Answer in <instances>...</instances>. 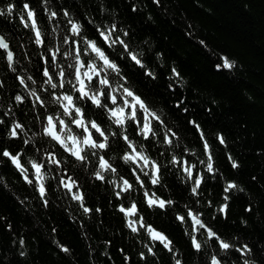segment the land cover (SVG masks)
Here are the masks:
<instances>
[{
	"label": "trees",
	"instance_id": "obj_1",
	"mask_svg": "<svg viewBox=\"0 0 264 264\" xmlns=\"http://www.w3.org/2000/svg\"><path fill=\"white\" fill-rule=\"evenodd\" d=\"M9 3L14 5L11 15L7 13ZM26 3L43 33L40 45L35 44V33L21 23L22 13L24 21L30 23L23 7ZM0 10L5 12L0 16V36L9 44L16 68L15 72L8 68L6 53L0 49V151L19 153L34 181L28 156L42 161L46 147L62 161L51 167L42 199L35 184H27L11 161L0 156V264H175L177 259L181 264H210L213 255L221 264H243L245 259L264 264V0H0ZM49 12L57 15L50 18ZM70 21L81 26L80 34L71 32ZM109 25H115V30ZM105 28L133 52L144 53L142 59L155 79L122 58L123 46L114 49L103 40L99 30ZM87 40L97 42L121 68V87H128L146 107L162 114V121L149 117L156 137L143 139L136 134L143 123V110H139L140 119L126 125V135L143 143L151 162L158 165L160 184L153 185L150 175H144L137 165L122 162L120 156L130 151L122 138L110 137L109 147L95 157V150L85 147L86 162L75 161L48 139H32V133L40 131V122L46 123V115L62 112L58 104L49 101L66 93L74 100L77 96L73 83L58 89L44 84V69L50 67V75L56 74L54 83L65 78L74 82L71 65L76 62L69 54L75 56L83 49L81 62L89 63ZM157 52L162 54L159 58ZM52 53L59 70L49 64ZM225 59L231 68L223 67ZM173 68L179 75L172 74ZM58 71L66 75L59 77ZM84 71L89 69L85 66ZM97 72L94 87L108 78L107 69L99 67ZM25 73L33 77L35 85L26 80ZM17 77L25 83L20 84ZM81 78L87 91L90 82ZM33 87L36 96L30 94ZM110 87L111 82L104 89ZM16 95L25 99L17 102ZM121 99L130 98L125 94ZM75 101L86 120L95 119L107 130L110 122L104 110L95 109L89 100ZM103 102L111 107L109 100ZM64 119L73 133L81 136L82 130ZM17 123L24 131L11 138L8 131ZM164 126L171 129L172 145L163 144ZM111 127L119 133L116 126ZM219 136L225 139L224 144L219 143ZM172 154L178 158L175 165L171 164ZM100 155L118 175L106 172L104 180L96 179L93 173ZM208 155L213 157V173L207 172ZM229 157L238 168L231 167ZM189 166L194 177H202L195 195L191 192L193 179L184 171ZM48 169L46 164L43 170ZM146 170L150 173V165ZM69 177L75 181L72 192L60 184L62 178L67 182ZM125 179L133 188L122 192ZM229 182L237 188L226 193ZM77 192L84 196L82 202L72 199ZM145 192L173 203L150 208ZM81 203L91 211L84 213ZM132 203L137 204V215L125 217L119 209ZM223 204L229 208L220 214L217 209ZM188 211L205 227L194 226L187 218ZM177 215L186 219L178 221ZM139 217L172 242L171 252L152 240L146 228L137 224L139 230L133 233L127 227L129 219ZM208 229L232 248L221 250L218 241L207 236ZM193 236L201 244L200 250L192 247ZM243 245L251 251L235 250Z\"/></svg>",
	"mask_w": 264,
	"mask_h": 264
},
{
	"label": "clouds",
	"instance_id": "obj_2",
	"mask_svg": "<svg viewBox=\"0 0 264 264\" xmlns=\"http://www.w3.org/2000/svg\"><path fill=\"white\" fill-rule=\"evenodd\" d=\"M24 9L27 10L26 7H24ZM52 13L53 12H49L50 18L52 17ZM26 14H27V11H26ZM9 15H11V13H9ZM21 16H22L21 23L24 24V27L30 28L35 33L38 30L37 24L33 25L31 23V18L28 19V21L30 23L25 22L23 19V13L21 14ZM113 26H115V25H109L107 27L113 28ZM39 32H40V36H42L43 33L41 31H39ZM99 32H100V34L107 36V40L105 42L110 43V47H113L115 49V47L118 45L123 46L122 58H127L128 60L131 61V63L135 67L143 69L146 76L151 77L152 79H155L154 73L149 70L148 65L146 63H144V61L142 59V57L144 56L143 52H133V50L130 48V46L125 44V42L123 40H121L118 36L114 38L113 32L107 31V28H105L103 30H99ZM124 35L127 36L126 32L124 33ZM0 40H4V42H6L5 38L3 36H0ZM66 42L67 41H65V43ZM93 42H95V41H93ZM35 44L40 45V40L37 39L36 37H35ZM8 49H9V47L3 49L6 53L7 65L9 66V69H11L13 72H15L16 68L14 66L13 52H12V58L9 59L8 53L11 51H9ZM87 49H89V48H87ZM88 54H89V57L91 58L89 64L90 65L96 64V69L92 73L93 75H95V73L97 72V68H99V67H102V68L108 70V78L104 79V80H107V84L99 83L98 87H94L92 84L89 83L87 86V91H86L88 98H86L84 95H82L80 97L81 101H88L90 98L92 106H94L95 109L104 110L106 118L110 122V126L107 128V130L105 132H103L101 134L102 139L100 141H98L97 143L98 144L99 143H106L109 145L110 137H119L122 139L124 137H127V139H123V141L127 145V149H130V151L125 150L123 152V154L120 156V159L122 160V162L125 165H128L130 167L132 165H137L140 168V170L144 172V175H146V176L150 175V179H151V181H155V185L160 184L161 183V177L160 176L157 177L155 170L153 168L154 163L151 162L150 157L146 154V149H145L144 144L139 143L133 139H130V137L128 135H126V131H127L126 125L128 124V122H136L138 119H140L139 110H143V112L145 114L143 116V123L137 127L136 134L139 137H142L143 139H148L150 135H151V137H156V136H158V133L154 129V127L150 126L151 121L149 120V117H151L155 121H162V114L158 113L154 110H150L148 107L145 106V104H144V107L141 108V105L139 103H137L133 98L134 97L133 91L129 90L128 87H121L122 81L119 79L121 68L118 66V64L115 61H111L108 58L110 60V64L106 65L104 63V61L101 58H99V56L95 52H93L91 49H89ZM93 54H94V56H93ZM161 55L162 54L159 52L156 53L157 58H159ZM133 57H135V59H133ZM69 58L74 59L76 62L74 65H71V67H73L74 69L79 67V61L81 60V57H78L77 55L72 56L71 54H69ZM111 65H115V67H112ZM52 67L55 69H58V70L60 69V65L56 61L55 57L53 58ZM83 72H84V69L81 68V73L83 74ZM59 73H60V71H58V75H59ZM172 74L173 75H179L176 72L175 68L172 69ZM25 76H26L27 81H31L33 85L36 84V81L33 80V77L31 75H27V73H25ZM23 80L25 83V79H23ZM110 82H111V87L108 90V97L107 98L111 102V107H109L107 104H105L103 102L105 97L102 95L104 87L108 86L110 84ZM62 83H65V84L66 83H73V92H75V89L80 87V82L76 77H75L74 82L68 81L65 78L62 81ZM44 84L50 86L51 89H54V87H53L54 82L52 80L47 78V79H45ZM41 87H43V85H41ZM118 89H119V91H118ZM29 91H30V94L32 96H36L37 89L35 87L31 88ZM128 92H131L132 95H128ZM125 94H126L127 98H130V99H121L125 96ZM66 95H72V94L66 93ZM19 97H20V95H16L15 100L17 102L20 101ZM135 97H137V96H135ZM49 103L59 105L61 103V101L54 98L51 101H49ZM76 104H77V102L75 100H73L72 103H69L67 98H66L65 101L63 102L64 106L62 107V112L55 113L52 115H46V117L44 118L46 120V123L44 121L40 122L41 123L40 131L39 132H33L32 133V139H36L37 137H42V138L48 139L50 142H55L56 144H58L60 146V148H62L64 150L65 153H69V154L70 153H80L83 150H85V144L86 143L87 144L92 143V140L89 139V137L87 135V131H85L83 135L77 136L76 134L73 133L72 128L69 126L68 123H66L64 118H68L70 120V122L78 121L79 122L78 126L73 124V123H71V124L75 125L77 129H81V130H83L85 128L86 124L90 128L92 127L93 123H95L98 128H102L103 126L101 124H99L95 119H87L86 120L85 117L81 118L80 113L76 112L75 109L79 108L80 112H83V109L79 106H76ZM126 107L128 109L127 111H126ZM49 116H51L53 118V121L59 126V130H56V131L53 130L52 123H49L47 120V117H49ZM112 125L116 126V128L119 129L118 134L111 127ZM21 131L22 132L24 131L23 127L21 128ZM162 131L164 134L163 144L172 145L173 141L169 138V133L171 132V129H167L166 126H164L162 128ZM24 134H25V136L28 135L27 132H25ZM8 135L11 136V133H8ZM105 137H107L106 140H105ZM24 143L28 144L29 140H25ZM89 149L95 150L93 152L94 157L98 155L99 150H103V149H100L99 147H94V148H89ZM38 151H40V150H38ZM42 151L45 154V159L42 161H38L33 156L27 157V163L31 167L34 163L41 164V165L46 163L49 166L48 171H44L43 168H41L39 172H36V170L33 169V174L35 173V177H37L35 179V183H30L25 179V177H29L28 168H26L24 165H22V167L20 169H17L27 184H29V185L35 184V187H36L38 192H39L40 184L43 183L45 185L44 182L47 181L49 176L51 175V167L52 166H59L62 162L61 159L57 158V155L50 153L48 151V148L45 147L44 149H42ZM205 152H207V150H205ZM48 157H51V158L46 159ZM71 157H74L75 161H77V162H82V161L78 160L76 158V156H71ZM101 157H103V156L102 155L98 156V165L99 166H98V168L95 169L93 175L95 177H97V175L105 177L106 172L117 173V171L112 170L114 168L112 166V164H110V166L106 168L101 161ZM112 159L115 160L116 157L113 156ZM87 160H88V156L86 154L85 160L83 162H86ZM177 160H178L177 156L175 154H172L171 164L175 165L177 163ZM202 163H203V161H202ZM149 165H150V173H149V171L146 170L149 167ZM117 175H118V173H117ZM0 182H3L2 177H0ZM74 183H75V181H74ZM5 186L7 187V185H5ZM122 187L123 188L129 187L127 184L124 183V180L122 181ZM77 195H79L78 192H77ZM41 198L43 199L44 197H41ZM156 199L159 200L158 197ZM168 201H172V200H168ZM77 202H79V201H77ZM171 204L172 203H169L168 205H171ZM221 250H223V249H221ZM23 255H24V253L22 252L21 256H23ZM248 264H254V262H250L248 260Z\"/></svg>",
	"mask_w": 264,
	"mask_h": 264
},
{
	"label": "snow or ice",
	"instance_id": "obj_3",
	"mask_svg": "<svg viewBox=\"0 0 264 264\" xmlns=\"http://www.w3.org/2000/svg\"><path fill=\"white\" fill-rule=\"evenodd\" d=\"M23 7H26L27 9V20L29 18H31V23L33 25H36L37 22H36V19H35V13L30 9L29 5L26 3L24 4ZM13 8H14V5L9 3L7 5V13H12L13 12ZM5 12L3 10H0V16L4 15ZM57 13L56 12H53L52 13V16H56ZM64 15H68V13H64ZM70 25H71V32L73 34H80V25L79 24H76V23H72L71 21L69 22ZM115 27L116 26H113V30H115ZM128 35V33H126ZM100 36L103 38L104 41L107 40V36H104L103 34H100ZM35 37L37 39L40 40V44H42L44 41L41 39V36H40V32L39 30H37L35 32ZM9 47V44L4 42V40H0V49H5V48H8ZM85 47L86 48H89L91 49L93 52H95L99 58H101L104 63L106 65L110 64V60L108 59V56L105 54V52L97 46V42H93L92 40H87L86 44H85ZM81 55H83V49H80V50H77V56L78 57H81ZM8 57L9 59L12 58V52H9L8 53ZM55 57V53H52L51 56H50V60H49V64L51 65V63H53V58ZM133 59H135V57H133ZM8 66V65H7ZM85 66L89 69V71H84L83 74L81 73V68H85ZM112 67H115V65H111ZM223 67L225 68H231L232 67V64L228 62L227 59L224 60V63H223ZM9 68V66H8ZM96 69V66L94 64L90 65L88 63L87 60L81 62V60L79 61V67H77L75 69V77L79 80L80 82V87L75 89V92L77 93V96L75 97V100H79L80 97L82 95H84L86 98L87 97V92H86V85H85V82L84 80L81 78L82 76L83 77H87L88 81L90 82V84L92 85H95L97 83V81L95 79H93V76H98L99 73L96 72L95 75H93L92 73L94 72V70ZM50 71H51V68H45L44 71H43V76L50 79V80H55L56 79V74H53V75H50ZM66 75V73L64 71H60L59 73V77H64ZM17 79H19V82L20 84H24V80L22 78H19L17 77ZM99 83H102V84H107V80H104V79H101L99 81ZM66 85L65 83H54L53 87L54 89H58V88H64ZM73 91V89H72ZM127 91V90H126ZM102 95L105 97V101L108 100V90L105 88ZM128 95H132L131 92H128ZM16 98V96H15ZM67 98L68 102L69 103H72V101L74 100V97L72 95H66V94H63V95H59V96H56V99L61 101V103L59 104V106L62 108L64 105H63V102L65 101V99ZM134 100L139 103L141 105V108L144 107V102L139 98V97H133ZM20 101L22 99H25L23 97H19ZM40 97H37V100H39ZM89 101L91 102V99L89 98ZM106 104V103H105ZM75 107V106H74ZM76 112H79L80 113V116L81 118H83L85 116V112H80V109L79 108H76L75 109ZM47 120L49 123H52V126H53V130L56 131L57 130V127L58 125L53 121V118L51 116L47 117ZM2 123V122H0ZM71 123L75 124L78 126L79 122L78 121H72ZM23 126L19 123L15 124L9 131L8 133H11V138H15L19 135V133L21 132V128ZM91 129V130H90ZM88 128L86 125H85V128L82 130V132L79 134V135H83L85 131H87V135L89 137V139L92 140V143L91 144H85V147L86 148H94V147H99L100 149H105L107 147H109L108 144L106 143H97L98 141H100V138H101V134L103 132H105L106 130L102 129V128H98L97 125L95 123L92 124V127L91 128ZM118 134V133H117ZM94 136H95V139H94ZM107 139V137H105V140ZM123 139H127V137H124ZM218 140H219V143L220 144H224L225 143V139L223 138V136H219L218 137ZM25 142V141H24ZM208 144L205 143L204 144V149L208 151ZM84 153V154H82ZM71 156H76V158L80 161H84L85 160V150H83L82 152L80 153H70ZM0 156L4 157V158H7L8 160L11 161V164L15 166L16 169H20L22 167V157L20 156L19 153L17 154H12L8 149H4L2 151H0ZM51 157H48L46 159H50ZM230 161H231V167L233 169H236L239 167V165L237 164V162L235 160H233L231 157L228 158ZM101 161L102 163L104 164V166L107 168L110 166V163L107 159L103 157H101ZM206 164H207V172L208 173H213L215 171V168H214V164H213V157L212 155H208V158H207V161H206ZM46 166V163L41 165V164H36L34 163L31 167V169H35L36 172H39L41 168H45ZM153 168L155 170V173L157 175V177H159V172H160V169L158 167L157 164H153ZM113 171H117L116 168H113L112 169ZM184 171L187 173V176L191 179H193V182H194V186L192 187L191 189V192L195 195L197 194V191L198 189L200 188L201 186V183H202V177L200 176H193V169L191 166L189 167H185L184 168ZM34 176H35V173H34ZM37 177H35L36 179ZM105 177H102V176H99L97 175L96 179L97 180H104ZM25 179L30 182V183H35V181L33 179H30L29 177H25ZM136 180L137 181H140V177L137 176L136 177ZM124 183L127 184L129 187L128 188H123L121 189L122 192H127L129 191V189H131L133 187V185L131 183H129L128 180H124ZM151 183L153 185H155V181H151ZM60 184L65 188L67 189L69 192H72L73 190V187L75 185L74 183V180H72L70 177L68 178L67 182H65V180L62 178L60 180ZM237 188V185L234 184V183H227V185L225 186L224 188V192L228 193L230 192V190L232 189H235ZM242 191V189H241ZM39 193H40V196L41 197H45V194H46V188H45V185L43 183L40 184V188H39ZM117 195L119 196L120 193H117ZM144 196L147 198L146 202H147V205L150 206V207H153V206H156V207H159V208H164L166 206V204H169V203H173L172 201H165V200H157V199H154V198H151L149 197V193L145 192L144 193ZM72 199L73 200H76V201H79V202H82L84 200V196L82 194L79 193V195H77V193H74L72 195ZM225 200H228L229 197L228 196H225L224 197ZM81 207L83 208V212L84 213H89L91 211L90 208L84 206L83 203H81ZM229 208V205L228 204H223L221 205L217 211L218 213L220 214H225L226 211L228 210ZM248 211H250V209H246ZM95 211L99 212L101 211L100 209H96ZM119 211L121 213L124 214L125 217H133V216H136L137 215V204L136 203H132L131 206L129 207H120ZM187 218H191L194 226L198 225L199 228H204L205 225L204 223L201 221V219L196 215L194 214L192 211H188L187 212ZM176 219L178 221H184L186 219L185 216L183 215H177L176 216ZM137 224L139 225V228H146L148 233L150 234V237L152 240L154 241H159L163 247L165 249H168L170 252L172 251V248L170 247L171 245V241L164 235L162 234L161 232L159 231H156L151 225H145L144 222H143V217H139L138 219L136 220H133V219H129L128 220V224H127V227L131 229V231L133 233L137 232L139 229L137 227ZM207 236L209 238H212L214 241H218V244H219V248L220 249H223V250H229L230 248H232V245L228 242H225L223 239H221L215 231H213L212 229H208L207 231ZM21 243H23V241H21ZM191 245L193 248H195L196 250H200L201 249V244L198 242L197 238L195 236H193L191 238ZM64 252H67L68 249L67 248H63L62 249ZM237 252H241V253H248L251 251V249L248 248L247 245H243L242 248H238V249H235ZM149 252L152 251L151 248L148 249ZM143 255V254H142ZM175 264H181V261L179 259L176 260ZM210 264H221V260L217 258V256L213 255L211 257V262ZM243 264H248V260L245 259Z\"/></svg>",
	"mask_w": 264,
	"mask_h": 264
}]
</instances>
